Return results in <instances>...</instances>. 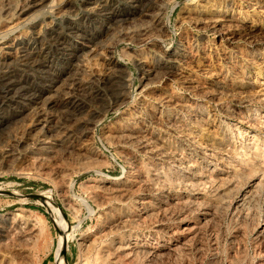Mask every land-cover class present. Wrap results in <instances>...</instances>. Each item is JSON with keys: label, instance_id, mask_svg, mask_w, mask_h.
<instances>
[{"label": "rangeland", "instance_id": "1", "mask_svg": "<svg viewBox=\"0 0 264 264\" xmlns=\"http://www.w3.org/2000/svg\"><path fill=\"white\" fill-rule=\"evenodd\" d=\"M157 1L158 2H156V0H42L41 1L42 4H44L45 2L43 6H41L42 4H39L38 2V5L36 4L35 8L32 9V11H29V14L19 17L17 14V9L19 5H22L23 3H25V0H0V69L2 71L3 70L5 71V72L3 71L4 76L0 77V127H1L0 128V216L11 213L12 211L13 212L24 211L25 214H27L31 219H35L36 221L40 223L39 226H37L39 228V229L37 228V230L41 234L39 235V237H36L33 247L31 246L32 248L31 247L30 249L28 248L27 252L25 253V256L23 257L25 259L23 258L20 259L18 255H15L14 257L17 256L19 259L13 258L12 256V259L14 260L13 261L14 264H24V263L25 264H56L55 253L57 250L58 240L60 239V236L62 234L61 232L63 230L62 229L63 226L65 228L64 237L66 239V248L64 249L62 255L65 260V264H81L82 261L84 262L85 259L83 258H85L87 255V253L83 254L85 250H86L85 252H87V249H85L86 247H84L85 240L87 238H91L92 236H96L98 235V233L102 232L103 228L105 227L104 225L105 224L107 225V223L110 222L111 218H113L110 212H109L110 216L104 213L106 210L99 206L98 204L99 199L97 200L96 198L97 200L96 202L95 198L91 195L92 193L91 190L92 191L95 190L96 185H98L99 182L103 180V178H106V177L107 178H113V177L118 178V177L127 175L128 172L133 173L134 174V175L132 174L133 176L137 174L133 172L134 167L130 166L129 161L127 160V155H129L128 152L130 150H131L130 152L133 153L131 154L129 152L131 155L138 156V157L136 156L135 157L138 159V161H140L139 164L142 163L139 166L140 168L139 167L135 168L137 170L142 169L141 170L142 172L144 171V173H149L151 172L149 170H151L152 168L151 166L153 164V165L160 167L159 170L161 169L160 171L162 173L163 172L169 173V170L170 172L173 170L171 173H174V171L179 172L180 170L179 175H181V173L184 172L188 174L191 180L185 183V184H188L189 186L187 190L179 189L180 192L178 191L177 188L176 189L170 188V189H166L163 191L159 190L157 193V191L150 186H142L147 191L149 190L148 192L144 190L143 188L142 190L141 188L139 189L136 196H141L142 198H145V199L148 198L147 201L152 203L154 207H156L157 205L158 206L160 205L159 206V209L161 208L160 210L166 209L165 211L163 210L160 211V213L156 215V216H159L160 219L159 217H156V216H152V217H153V220L158 219L162 222V227L160 228V230H157L159 231L158 236L159 237L161 236V238L164 239L165 244H168V246L169 245L172 246L174 242L175 244L172 249L173 252L171 251L172 253L171 252H167V254L165 253L164 257L166 256L168 258H164L163 256H159L160 257L159 258L157 256L155 257L156 258L155 259V258H151L148 254H146L145 256L144 255L145 253L143 252V254H139L140 256L136 257L137 259L133 258L132 259L133 262H130V264L131 263L135 264L136 261H138L137 262L138 264H147V263L148 264H151V263L152 264H209L210 262L214 264H235V263L240 264L239 261L241 260H242L241 264H249L250 262H251L250 264H257V263L264 264V231H263L264 230V216L263 217L261 216L264 214L260 213L261 211L264 212V205H263L264 204V197H263L264 196V191H263L264 189L263 188L264 186L263 185L264 183V145H263L264 144V115H263L264 114V95H263L264 94V89H263L264 88L263 86L264 85V80H263L264 79V42H263L264 41V0H218V1L210 0L211 2H213L220 8V10L222 11L224 15V18H223L224 23L221 21V23L219 22L218 24H215L214 26L206 22L202 24L204 22L202 20L198 22V21L191 19V15H192V12L190 11L191 8L198 7L199 3H200L199 5H202L203 4L202 2L205 0H194V1L193 0H161V1L157 0ZM153 2H154V5L152 4ZM160 2H162L163 4L164 8L162 7V10L164 14H161L163 12L160 13L158 10V7L160 6L159 4ZM254 2H255V6H254ZM250 3L254 7L250 6ZM154 7H157V10ZM254 8L257 10L254 11ZM152 10H153L152 14H155V12L156 13L159 12L160 18L162 19L161 20L162 24L165 27L163 32L155 29L154 25H152L151 23H147L144 21V20H148L147 15H150V16L152 15L150 14ZM147 11L148 12L150 11V12L148 13ZM182 14L184 15L186 14V15L184 16ZM256 14L258 15L256 16ZM187 15L190 16V18ZM141 17L142 19L139 20V18ZM184 17L186 18L184 19ZM187 19L189 20V22ZM192 20L196 24H194ZM228 21L229 22L232 21V24L231 22L229 24ZM251 22L253 23L251 24ZM150 24L152 27L150 26ZM220 25L222 26L219 27ZM149 26L151 27V29ZM215 28L216 30H214ZM223 28L228 30L227 36L219 34L221 31L222 32L224 31ZM138 30L143 31L144 33L143 36L140 35V31ZM137 32L139 35L136 34ZM230 32L232 33L229 34ZM244 32L247 35H245ZM255 32L256 34L254 35ZM163 33L165 34L163 35ZM235 35L238 37H236ZM156 37L157 38L159 37L158 38L159 41ZM259 37H260V40L262 39L261 42H259L260 41ZM218 38H219V41H218ZM149 39L151 41H149ZM252 39H255V41L257 42L255 46L249 42ZM224 40H227V41H224ZM182 48H184L185 51ZM236 49L238 50L236 51ZM164 51H175L177 54L180 53L178 55L179 59H177L176 63L173 62L172 60H169V59L167 60V58L164 56V53H163ZM191 53H192V56H191ZM235 53H237L238 55ZM252 53H253V56H252ZM19 55L20 57L21 56L22 57L20 58ZM142 55L144 56L145 59H147V63H149L148 65L151 64L155 67L157 66L156 68L159 70L156 71V73H158L159 71L161 72L162 70L165 71L166 68L167 70L165 72L162 71L163 73L159 72L160 74L155 73L157 75V76L155 75L156 77L154 76L156 79L154 78L152 81L151 78H149L150 79L149 81V79L146 77H152V76H148V73H146L147 72L146 68L144 67L145 70L141 68L142 67L141 63L138 60L139 57H142ZM184 55H186L187 57ZM237 56L239 57L241 56L240 59L239 57L237 58ZM251 57L254 59L253 61ZM259 57H262V58H259ZM181 62H184V64ZM238 62L240 63V65L242 64L241 67ZM2 63H4L3 66H1ZM230 70H231V73H230ZM238 70L239 72L241 71L243 75L239 72L237 73ZM220 71L221 72L223 71L224 74L221 73ZM237 74H239L240 76H237ZM229 75L232 80L230 79ZM236 76L238 78H235ZM180 77L182 78L180 79ZM187 77H190V78H187ZM222 77L224 80H222ZM240 78H243V79L240 80ZM144 80H146L147 84L144 83ZM176 80L177 82H175ZM209 81H211L210 84H209ZM151 82L154 84H151ZM120 83L121 84L123 83V85H121ZM257 83L259 86L257 85ZM57 84L59 87L57 86ZM187 84L190 87L194 86L192 87V90ZM203 84H206V85H203ZM228 84L229 85L231 84L230 87ZM209 86L214 88V89L210 88L212 92L210 91ZM216 86L222 87V88L228 87V89L230 91H233L234 93L229 92L231 95L233 93L232 96L228 93L227 94L224 93L226 96L224 94L218 95L217 92H214L215 88H218ZM201 88L204 89L205 94ZM230 88H233V89L231 90ZM245 89H247L248 91ZM9 90H12V91L9 92ZM114 90H117L118 92L117 91L115 92ZM239 90L241 91V94ZM153 91H155L156 93ZM193 91L194 92L196 91L198 94L196 92L194 93ZM261 91L263 92L261 93ZM212 94L214 98L218 95L217 99L216 98L214 99L212 97ZM125 95H129L127 96V101L124 103H121V100L119 99L121 98V96H125ZM166 95H170V96L173 95L172 97L173 98L176 97V100L177 99L180 101L183 100V102L186 101L184 103L186 104L188 108H190L188 109V112L184 110L180 112L177 111L178 112L177 113L176 112L177 108L174 106H169L168 108H166L163 102ZM158 96H160V99L158 98ZM258 96L260 98H258ZM114 99L116 100L114 101ZM247 101H249V103ZM215 102H218V103H215ZM220 103L224 106H222ZM206 104H208L209 106ZM245 104H246V107H245ZM141 107L144 109L145 112L143 111ZM224 107H225V110H223ZM232 107L234 108V111L236 110V112L232 111L233 110ZM154 109L156 110V112ZM253 109L254 110L256 109L257 111L256 110L254 111ZM148 110H151V111H148ZM139 112L140 114L138 116V114L136 113H139ZM210 112H212V116ZM241 113L242 114L244 113V119L246 118L247 120L249 119L250 120L249 121L244 120ZM166 114H168L169 117L174 116L178 122L177 124H171V126L168 125L167 129H165L162 124L159 126V124H157L154 121V118H157L158 116H159L158 118L161 121L165 120L164 116ZM254 115H257L259 117L254 116ZM126 117L129 119H126ZM237 117H239L240 121L239 119H235ZM178 118L180 119V121H178L179 120ZM195 120L196 121L199 120L198 122L199 124ZM207 120H209V123ZM152 121H154L155 123ZM193 122L194 124H192ZM225 123L226 124L228 123L227 126ZM180 124L184 125V129H183V125L181 126ZM86 125L91 126L88 133H86V128H85ZM230 125L233 126V128L235 127L234 128L235 130L231 128ZM143 126L147 129L151 127L149 131L152 132V134L154 135L157 134L159 136L162 135L165 139L167 137V140H170L169 135L170 137L172 136L170 140L171 142L170 141L168 142L171 143L173 148L179 149L181 151L180 153L182 154L179 155L180 156L179 158L182 159V157L184 156H189L188 157L189 162H190L189 165H191L192 167L194 166V167L192 168L190 166L188 168L189 170L191 169L190 171H188L187 167H184V166L182 168L179 167V169H177L173 165V163H171L170 161H165L163 159L157 160L155 158H149L142 150L140 151L139 147L137 148L135 147V145H128L122 142L126 138L125 137L126 133L129 130L139 131V129H141V127ZM204 126H206V128L209 129V131H207V129ZM132 127L134 128L136 127L137 129L135 128L134 130V128ZM227 127L229 128L227 129ZM126 128L128 131L126 130ZM236 129H237V132H236ZM239 130L240 132H238ZM233 131L235 132V134ZM106 132L108 133L104 134ZM120 132L121 134H123V138ZM158 132L160 134H158ZM175 132H177V134ZM187 132H190L191 134L193 133L192 134L193 136H195L194 134L196 133L195 137L198 138V141L199 140L201 141V139L203 138L201 142L199 141L200 143H202L203 146L207 142L206 146H204L203 148L202 153L205 152L204 154L202 153L200 154L199 152H195V151L190 152L191 150H189L186 147V145H184V142H183L184 138H188L190 136V133L188 135ZM207 132L209 133L207 134ZM248 132L251 134H249ZM109 133L110 134L112 133L113 137H112V134L108 135ZM185 133L188 137L185 135ZM228 133H231V134L228 135ZM238 133L240 135H238ZM255 134L257 137L253 136ZM107 135L111 137L108 138ZM175 135H177L178 137ZM213 135L214 136L216 135V137L214 138ZM234 135L235 137L238 136L239 138L237 137L238 138L237 139L233 137ZM117 137L118 138L121 137L122 140H120L121 138L117 139ZM66 138L67 139L69 138V142H68L69 144L74 143L73 144L74 147L79 146L77 144L79 141L81 143L84 142L83 144H86L89 140L88 142L89 145L91 146L93 145L92 147H94V149L97 151L98 154L96 153L97 155H95V157L93 156L88 157L86 154L81 155L82 152H80L79 150H76L77 148H74V147L72 151L71 150L64 151L62 148V145L64 141H68V140H65ZM223 138L225 140H223ZM114 139L117 141H114ZM217 139L218 140L221 139L222 142L221 140L217 141ZM260 139L263 141H261ZM175 140H177L178 142ZM118 141H120L121 144ZM80 142L79 144L83 145ZM117 142L119 144H117ZM227 142L229 143V146ZM246 142L247 144H249V146L246 144ZM172 143H174L175 145ZM182 144L184 145V148ZM181 145H182V148H181ZM231 145H234V146H231ZM130 147L133 148L134 150H132ZM245 147H247L248 149ZM180 148L183 150H181ZM224 148H227L228 150L227 149L223 150ZM253 148L256 150H253ZM215 149L220 150L219 151L220 153L216 151ZM73 150H76V151L73 152ZM125 150L126 152H124ZM139 151L142 152L144 156L142 155V153H139ZM185 151L188 153H186ZM232 151L234 153H232ZM235 152H237L238 154ZM239 152L240 154L244 153V155L241 156ZM207 153L212 154V155H208ZM214 154H216L215 158H214ZM85 155L87 156L86 160H85V157H86ZM253 155L256 156L257 158L253 157ZM218 157H219V160H218ZM143 158L145 159V163H144ZM255 158L257 159V161ZM139 159H142V160H139ZM147 159H149V161ZM193 159L194 160L196 159V160L194 161ZM150 160H153V161H150ZM249 160H251L252 162ZM230 161L232 162V164ZM148 162H151V164ZM210 164L212 165L214 164L212 168L211 166H209ZM257 165L259 166L256 167L255 169V166ZM230 166H232V168ZM260 166L263 169H260ZM143 167L144 168L147 167V168L144 169ZM195 167L197 168L194 169ZM244 167L246 170L244 169ZM62 168L65 169L64 173L66 172V176L70 178L69 182H71V187L69 190L64 189L65 186H63L62 182H60L62 180V177L59 171L62 173L63 172ZM185 168L187 169V172L185 171L186 170ZM218 168L220 170H218ZM232 170L234 171V173ZM192 171L194 172V174ZM204 171L206 172L208 171V172L204 173ZM197 173H198V176H197ZM208 173L211 175H209ZM255 173H257L258 175H256ZM204 174L206 175V177ZM207 175L209 177H207ZM254 176L255 177L257 176V177L255 178ZM201 177L202 179L199 180V178ZM247 180L249 182H247ZM231 181H232V184H231ZM241 181H243V183ZM255 183H258L257 184L258 188L256 187ZM229 184L233 186L231 187V185ZM90 185H93V186H90ZM194 185L197 186V189ZM228 185L230 187H228ZM201 186L205 188H202ZM148 187L152 188L153 190L149 189ZM227 188L229 189L227 190ZM234 189L236 192L234 191ZM256 189H258L257 191H260V192L255 193ZM188 190L191 191L190 194L188 193ZM229 192L231 196L229 195ZM244 192L246 194H244ZM183 193L186 194V199H188V197L190 198L191 196L192 197L194 196L195 198L197 197L195 200V206H193L192 208L193 210L191 209L190 206H187L189 205L187 202L183 201L182 203L184 204L182 205V203L181 204L177 203V200L174 199L175 197H178L181 194L183 195ZM216 193L219 195L221 194V196L217 195ZM224 193H225V196H224ZM237 194L239 197L241 195L243 196L239 198ZM26 195H35L37 197L36 198L28 197ZM210 195H211V198H210ZM206 198H208L209 200ZM133 200L131 198V201ZM224 200H228V201H224ZM197 201L199 203H197ZM203 201L206 203L208 202L210 206L214 204L213 206H211L212 207L211 217H206L205 221L199 219V215L203 212L202 211L204 207V205L202 204ZM216 201H218L217 204H216ZM234 201H236V203ZM256 201L258 202V204L256 203ZM110 202L111 203H109V205L113 206L114 202L113 201H110ZM254 203L255 205H257L256 207H254L255 206L253 205ZM237 205H240V206H237ZM251 205H253L252 207H254L255 209L251 208ZM260 205L263 210L261 209ZM196 206H197L196 208L197 210L194 209V207ZM170 207H172L171 208L172 210L170 209ZM173 207L175 208L178 207V208L175 209ZM215 207H217L218 209ZM248 207L250 210L247 209ZM180 208L182 211L180 210ZM198 208L200 209L198 210ZM223 208L224 210H222ZM131 209L132 207L130 206V210ZM178 209H179V212H178ZM168 210H170L172 213L170 211L168 212ZM218 210L219 212H217ZM114 211L112 212V214H114ZM224 211L225 212L230 211V212L225 213ZM255 211H257L258 213ZM243 213H245V215ZM159 214L160 215L163 214V216H160ZM167 214H169L168 216H171V217H168ZM232 214H236V215L239 214V215L232 216ZM174 216H176L177 219ZM185 216H187V218ZM215 216H218V217H215ZM243 216H245L246 218ZM167 217L169 219H167ZM188 218H190L189 222H187ZM162 219H165L164 220L165 223ZM195 220L198 224L195 222ZM209 221H210V224H209ZM100 223L101 224L104 223L102 224L104 227L101 226ZM191 224H192V227H191ZM203 225L206 227H203ZM143 227L145 226H142V225L135 226V228L133 227L130 230L127 229L126 231H124L126 234L124 232H120L122 233L121 235L119 232H116L114 230L112 233V230H111V233L110 232L107 233L103 239L105 242L107 241L106 243H109L108 240L110 241L117 237L119 238V236L126 237L130 235L131 238L135 237L141 241L143 240L146 241L148 240V238H151L153 236L154 231L150 228H146V227L143 228ZM182 228H185V229L187 228V229L185 230ZM194 229H196L198 232ZM198 229L200 230V232ZM202 229H203V232H202ZM259 229H261L262 232ZM166 233L168 234L166 235ZM187 236L190 237L189 238L191 239L190 241H188ZM140 238H144V239H140ZM193 238L196 241L194 240L192 241ZM184 239H187V240L184 241ZM179 241H182V243H180ZM183 241H184V245H183ZM177 244H182V246L178 245L180 249H178L179 247L177 246ZM185 244L189 246L186 247ZM175 247H178V248H175ZM175 249L178 250L177 252L179 254H176L177 252ZM185 249L186 250L189 249V251L188 250L186 251ZM179 250H183V251L179 252ZM174 254L175 256H173ZM144 256L145 258H143ZM146 257L147 258L149 257V260H146L147 259ZM161 257L163 258L161 259ZM15 261H19V262L17 263ZM86 264H92V263L87 262Z\"/></svg>", "mask_w": 264, "mask_h": 264}, {"label": "bare ground", "instance_id": "2", "mask_svg": "<svg viewBox=\"0 0 264 264\" xmlns=\"http://www.w3.org/2000/svg\"><path fill=\"white\" fill-rule=\"evenodd\" d=\"M42 0H25V3H20V4H22V5H19V7H18V9H17V14H18V16L20 17V16H23V15H27V14H29V11H32V9H34L35 8V6H36V4L38 5V2H39V4H42V2H41ZM161 1V0H160ZM194 1V0H193ZM218 1V0H217ZM15 2V1H14ZM156 2H158L157 0H156ZM52 3V2H51ZM203 4L202 5H199L198 4V7H192L191 8V12H192V15H191V19H193V20H195V21H198V22H200V20H202V21H204L202 24H204L205 22L206 23H208V24H211V25H215V24H218L219 22L221 23V21L223 22L224 20H223V18H224V15H223V13H222V11L220 10V8L216 5V4H214L213 2H211L210 0H205V1H203L202 2ZM215 3H217V2H215ZM219 3V2H218ZM44 4H45V2H44ZM44 4H42L41 6H43ZM50 4V3H49ZM153 5H154V2L152 3ZM160 4V6L158 7V10H159V12L161 13V12H163V10H162V7H163V4H162V2H160L159 3ZM9 5V4H8ZM12 5V4H11ZM156 5V4H155ZM190 5V4H189ZM18 6V5H17ZM188 6V5H187ZM187 6H186V8H187ZM224 6V5H223ZM250 6H252L251 5V3H250ZM254 6H255V2H254ZM254 6H252V7H254ZM38 7H40V6H38ZM157 7H154V8H156V10H157ZM37 8V7H36ZM164 8V7H163ZM166 8V7H165ZM189 8V7H188ZM257 8V7H256ZM3 9V8H2ZM11 9V8H10ZM151 9V8H150ZM224 9V8H223ZM253 9V8H252ZM258 9V8H257ZM257 9H255L254 8V11L255 10H257ZM145 10V9H144ZM162 10V11H161ZM6 11V10H5ZM155 11V10H154ZM185 11V10H184ZM189 11V10H188ZM260 11V10H259ZM2 12V11H1ZM148 12V11H147ZM150 12V11H149ZM148 12V13H149ZM159 12L158 13H156L155 12V14H152L153 13V10H152V12H150V14H152L151 16L150 15H147V19L148 20H144L145 22H147V23H151L152 25H154V27H155V29H157L158 31H161V32H163L164 31V26H163V24H162V19L160 18V14H159ZM9 13V12H8ZM139 13V12H138ZM143 13V12H142ZM144 13H146V12H144ZM184 13V12H183ZM187 13V12H186ZM161 14H164V12L163 13H161ZM141 15V14H140ZM143 15V14H142ZM182 15H184V14H182ZM186 15V14H185ZM184 15V16H185ZM190 15V14H189ZM253 15V14H252ZM258 14H256V16H257ZM137 16V15H136ZM163 16V15H162ZM188 16V15H187ZM232 16V15H231ZM2 17V16H1ZM189 18H190V16H188ZM125 18V17H124ZM182 18H183V16H182ZM186 17H184V19H185ZM136 19V18H135ZM140 19H142V17L141 18H139V20ZM144 19V18H143ZM183 19V20H184ZM190 19V20H191ZM225 19H227V18H225ZM235 19H237V18H235ZM254 19V18H253ZM114 20V19H113ZM138 20V21H139ZM188 20V19H187ZM186 20V21H187ZM192 20V21H193ZM233 20V19H232ZM143 21V20H142ZM239 21V20H238ZM237 21V22H238ZM241 21V20H240ZM255 21V20H254ZM188 22H189V20H188ZM191 22V21H190ZM226 22V21H225ZM229 22V21H228ZM231 22V24H232V21H230ZM230 22H229V24H230ZM129 23V22H128ZM146 23V24H147ZM193 23H194V21H193ZM224 23V22H223ZM235 23H236V21H235ZM253 22H251V24H252ZM151 24H150V26H151ZM194 24H196V23H194ZM239 24V23H238ZM128 25V24H127ZM140 25V24H139ZM223 25V24H222ZM222 25H220L219 27H221ZM234 25V24H233ZM237 25V24H236ZM115 26V25H114ZM117 26V25H116ZM147 26V25H146ZM149 26V27H150ZM225 26V25H224ZM230 26V25H229ZM232 26V25H231ZM242 26V25H241ZM249 26V25H248ZM254 26V25H253ZM252 26V27H253ZM100 27V26H99ZM148 27V26H147ZM147 27H146V29H147ZM152 27V26H151ZM151 27H150V29H151ZM210 27V26H209ZM235 27V26H234ZM243 27V26H242ZM218 28V27H217ZM226 28V27H225ZM225 28H223L224 29V31L222 32H220L219 34L220 35H224V36H227V34H228V30L227 29H225ZM228 28V27H227ZM236 28V27H235ZM248 28V27H247ZM140 29H141V27H140ZM219 29V28H218ZM239 29V28H238ZM244 29V28H243ZM143 30V29H142ZM212 30H213V28H212ZM214 30H216V28L214 29ZM240 30V29H239ZM248 30V29H247ZM250 30V29H249ZM112 31V30H111ZM124 31V30H123ZM134 31V30H133ZM132 31V32H133ZM138 31H140V30H138ZM147 31V30H146ZM231 31V30H230ZM254 31V30H253ZM256 31H258V30H256ZM136 32V31H135ZM216 32H218V31H216ZM235 32V31H234ZM124 33V32H123ZM147 33V32H146ZM145 33V34H146ZM232 32H230L229 34H231ZM249 33H250V31H249ZM136 34H138V32L136 33ZM143 31H140V35H142L143 36ZM165 33H163V35H164ZM237 34H238V32H237ZM241 34V33H240ZM244 34H245V32H244ZM253 34V33H252ZM256 34V32L254 33V35ZM123 35V34H122ZM139 35V34H138ZM162 35V34H161ZM242 35V34H241ZM245 35H247V34H245ZM250 35H251V33H250ZM259 35H260V33H259ZM263 35V34H262ZM146 36V35H145ZM217 36V35H216ZM219 36V35H218ZM224 36H223V38H224ZM236 36V35H235ZM240 36V35H239ZM257 36V35H256ZM117 37V36H116ZM131 37V36H130ZM230 37V36H229ZM236 37H238V36H236ZM248 37V36H247ZM253 37V36H252ZM251 37V38H252ZM120 38V37H119ZM134 38V37H133ZM157 38V37H156ZM159 38V37H158ZM157 38V39H158ZM220 38V37H219ZM219 38H218V41H219ZM222 38V37H221ZM225 38H227V37H225ZM232 38V37H231ZM235 38V37H234ZM254 38V37H253ZM256 38H258V37H256ZM255 38V39H256ZM147 39V38H146ZM145 39V40H146ZM154 39V38H153ZM255 39H252V40H250L249 42L251 43V44H253L254 46H255V44H257V42L255 41ZM228 40V39H227ZM227 40H224V41H227ZM230 40V39H229ZM249 40V39H248ZM259 40H260V37H259ZM262 40V39H261ZM261 40L259 41V42H261ZM149 41H151L150 39H149ZM154 41V40H153ZM158 41H159V39H158ZM245 41V40H244ZM234 42V41H233ZM233 42H231V43H233ZM264 42V41H263ZM79 43V42H78ZM150 43V42H149ZM153 43V42H152ZM159 44V43H158ZM223 44V43H222ZM226 44H227V42H226ZM230 44V43H229ZM150 45V44H149ZM156 45V44H155ZM181 45V44H180ZM225 45V44H224ZM157 46V45H156ZM158 47V46H157ZM152 48H153V46H152ZM155 48V47H154ZM162 48V47H161ZM181 48V47H180ZM244 48V47H243ZM259 48V47H258ZM147 49V48H146ZM182 49H184V48H182ZM235 49V48H234ZM239 49V48H238ZM238 49H236V51L238 50ZM246 49V48H245ZM249 49V48H248ZM260 49V48H259ZM151 50V49H150ZM171 50H172V48H171ZM188 50V49H187ZM243 50V49H242ZM184 51H185V49H184ZM227 51V50H226ZM225 51V52H226ZM229 51V50H228ZM233 51V50H232ZM235 51V52H236ZM181 52V51H180ZM224 52V53H225ZM256 52H258V51H256ZM255 52V53H256ZM161 53V52H160ZM164 53V56L167 58V60L169 59V60H172L173 62H175L176 63V61H177V59H179L178 58V55L180 54L179 52V54H177L175 51H164L163 52ZM183 53V52H182ZM185 54V53H184ZM187 54H189V53H187ZM235 54H237V53H235ZM244 54V53H243ZM26 55V54H25ZM77 55V54H76ZM225 55V54H224ZM238 55V54H237ZM250 55V54H249ZM148 56V55H147ZM184 56H186V55H184ZM191 56H192V53H191ZM252 56H253V53H252ZM260 56H261V54H260ZM19 57H20V55H19ZM22 57V56H21ZM20 57V58H21ZM78 57V56H77ZM154 57V56H153ZM181 57V56H180ZM187 57V56H186ZM222 57V56H221ZM231 57V56H230ZM236 57V56H235ZM239 56H237V58H238ZM241 57V56H240ZM240 57H239V59H240ZM147 58V57H146ZM151 58V57H150ZM162 58V57H161ZM243 58V57H242ZM245 58H246V56H245ZM247 58H248V56H247ZM252 58V57H251ZM258 58V57H257ZM259 58H262V57H259ZM157 59V58H156ZM155 59V60H156ZM165 59V58H164ZM193 59V58H192ZM233 59V58H232ZM16 60V59H15ZM139 62L141 63V68H143L144 69V67L146 68V73H148V76H152V77H146V78H151V80L153 81V79L157 76L156 74H160L159 72L158 73H156V71H158L159 69H157L155 66H153V65H148L149 63H147V59H145L144 58V56L142 55V57H139ZM151 60V59H150ZM159 60V59H158ZM162 60V59H161ZM226 60V59H225ZM246 60V59H245ZM254 59L252 58V61H253ZM259 60V59H258ZM29 61V60H28ZM137 61V60H136ZM152 61V60H151ZM154 61V60H153ZM181 61V60H180ZM184 61V60H183ZM235 61V60H234ZM249 61H251V60H249ZM263 61V60H262ZM10 62V61H9ZM186 62V61H185ZM188 62V61H187ZM190 62V61H189ZM230 62V61H229ZM236 62V61H235ZM256 62V61H255ZM255 62H253V63H255ZM258 62V61H257ZM8 63V62H7ZM6 63V64H7ZM155 63H156V61H155ZM181 63H183L184 64V62H181ZM239 63V62H238ZM245 63H246V61H245ZM248 63V62H247ZM252 63V62H251ZM3 64L4 63H2V65L1 66H3ZM179 64V63H178ZM158 65V64H157ZM165 65V64H164ZM175 65V64H174ZM239 65H240V63H239ZM238 65V66H239ZM242 65V64H241ZM241 65H240V67H241ZM245 65V64H244ZM258 65V64H257ZM5 66H7V65H5ZM4 66V67H5ZM169 66V65H168ZM231 66V65H230ZM164 67V66H163ZM167 67V66H166ZM10 68V67H9ZM159 68V67H158ZM161 68V67H160ZM238 68V67H237ZM6 69V68H5ZM142 69V70H143ZM181 69V68H180ZM145 70V69H144ZM166 70H167V68H166ZM165 70V71H166ZM176 70V69H175ZM179 70V69H178ZM226 70V69H225ZM228 70V69H227ZM242 70V69H241ZM4 71V70H3ZM3 71L0 69V77H3L4 75H3ZM8 71V70H7ZM165 71H163V72H165ZM183 71V70H182ZM229 71V70H228ZM227 71V72H228ZM5 72V71H4ZM116 72V71H115ZM123 72V71H122ZM143 72V71H142ZM162 72V73H163ZM168 72V71H167ZM172 72V71H171ZM170 72V73H171ZM179 72V71H178ZM221 72V71H220ZM239 72V70L237 71V73ZM243 72V71H242ZM144 73V72H143ZM156 73V74H155ZM169 73V74H170ZM175 73V72H174ZM180 73V72H179ZM221 73H223V71L221 72ZM226 73V72H225ZM230 73H231V70H230ZM234 73H235V71H234ZM239 73H241V71L239 72ZM122 74V73H121ZM167 74V73H166ZM165 74V75H166ZM216 74V73H215ZM224 74V73H223ZM242 74V73H241ZM123 75V74H122ZM156 75V76H155ZM175 75V74H174ZM179 75V74H178ZM231 75V74H230ZM230 75H229V77H230ZM243 75V74H242ZM155 76V77H154ZM159 76V75H158ZM162 76V75H161ZM168 76V75H167ZM181 76V75H180ZM237 76H240L239 74H237ZM235 77V78H238V77ZM160 77V76H159ZM158 77V78H159ZM228 77V78H229ZM169 78H170V76H169ZM182 77H180V79H181ZM187 78H190V77H187ZM193 78V77H192ZM191 78V79H192ZM200 78V77H199ZM216 78V77H215ZM219 78H221V77H219ZM117 79V78H116ZM115 79V80H116ZM122 79V78H121ZM156 79V78H155ZM178 79V78H177ZM184 79V78H183ZM210 79V78H209ZM213 79V78H212ZM230 79H231V77H230ZM230 79H229V81H230ZM241 79H243V78H240V80ZM262 79H263V77H262ZM128 80V79H127ZM163 80V79H162ZM185 80V79H184ZM193 80V79H192ZM196 80H197V78H196ZM204 80V79H203ZM222 80H224L223 79V77H222ZM221 80V81H222ZM232 80V79H231ZM239 80V81H240ZM264 80V79H263ZM107 81V80H106ZM121 81V80H120ZM148 81V80H147ZM149 81H150V79H149ZM155 81V80H154ZM171 81V80H170ZM182 81V80H181ZM186 81V80H185ZM194 81V80H193ZM206 81V80H205ZM215 81V80H214ZM219 81V80H218ZM228 81V82H229ZM82 82V81H81ZM166 82V81H165ZM175 82H177V80L175 81ZM190 82V81H189ZM195 82H197V81H195ZM208 82V81H207ZM210 82L211 81H209V84H210ZM227 82V81H226ZM233 82H234V80H233ZM246 82V81H245ZM247 82H248V80H247ZM101 83V82H100ZM124 83V82H123ZM123 83L121 84V85H123ZM144 83H146V80H144ZM188 83V82H187ZM214 83V82H213ZM147 84V83H146ZM151 84H154V83H152L151 82ZM181 84V83H180ZM221 84V83H220ZM226 84V83H225ZM247 84V83H246ZM249 84V83H248ZM86 85V84H85ZM188 85V84H187ZM186 85V86H187ZM192 85H194V84H192ZM191 85V86H192ZM199 85V84H198ZM202 85V84H201ZM201 85H200V87H201ZM203 85H206V84H203ZM227 85V84H226ZM229 85V84H228ZM231 85V84H230ZM230 85H229V87H230ZM237 85V84H236ZM244 85V84H243ZM257 85H258V83H257ZM57 86H58V84H57ZM162 86V85H161ZM183 86V85H182ZM189 86V85H188ZM208 86V85H207ZM214 86V85H213ZM219 86V85H218ZM218 86H216V87H218ZM239 86V85H238ZM248 86V85H247ZM259 86V85H258ZM264 86V85H263ZM59 87V86H58ZM73 87V86H72ZM107 87V86H106ZM105 87V88H106ZM165 87V86H164ZM169 87V86H168ZM168 87H167V89H168ZM171 87V86H170ZM185 87V86H184ZM190 87V86H189ZM192 87H194V86H192ZM192 87H190V89L192 90ZM203 87V86H202ZM234 87H235V85H234ZM85 88V87H84ZM196 88H197V86H196ZM210 88H212V87H210L209 86V89ZM258 88V87H257ZM58 89V88H57ZM94 89V88H93ZM96 89V88H95ZM109 89V88H108ZM150 89V88H149ZM166 89V88H165ZM202 90H203V92H204V89L203 88H201ZM206 89V88H205ZM212 89H214V88H212ZM231 90L233 89V88H230ZM262 89V88H261ZM264 89V88H263ZM171 90V89H170ZM178 90V89H177ZM187 90V89H186ZM186 90H185V92H186ZM188 90H189V88H188ZM190 90V91H191ZM236 90V89H235ZM243 90V89H242ZM245 90H247V89H245ZM258 90V89H257ZM10 91H12V90H9V92ZM84 91V90H83ZM97 91V90H96ZM115 92L117 91V90H114ZM144 91V90H143ZM159 91V90H158ZM207 91H208V89H207ZM210 91H211V89H210ZM214 91V90H213ZM240 91V90H239ZM248 91V90H247ZM8 92V91H7ZM78 92V91H77ZM118 92V91H117ZM153 92H155V91H153ZM161 92V91H160ZM165 92V91H164ZM170 92V91H169ZM171 92H173V91H171ZM194 92V91H193ZM196 92V91H195ZM194 92V93H195ZM212 92V91H211ZM214 92H217L218 93V95L220 94V95H223L224 93H228V94H230L229 92H233V91H230L229 89H228V87H226V88H222V87H218V88H215V91ZM237 92V91H236ZM246 92V91H245ZM254 92V91H253ZM258 92V91H257ZM263 91H261V93H262ZM93 93V92H92ZM100 93V92H99ZM123 93V92H122ZM150 93V92H149ZM152 93V92H151ZM156 93V92H155ZM159 93V92H158ZM197 93V92H196ZM234 93V92H233ZM233 93H232V95H233ZM243 93V92H242ZM255 93V92H254ZM7 94V93H6ZM72 94V93H71ZM87 94V93H86ZM108 94V93H107ZM126 94V93H125ZM154 94V93H153ZM172 94V93H171ZM176 94V93H175ZM187 94V93H186ZM191 94V93H190ZM198 94V93H197ZM204 94H205V92H204ZM214 94V93H213ZM213 94H212V97L214 98V96H213ZM238 94V93H237ZM236 94V95H237ZM240 94H241V91H240ZM240 94H239V96H240ZM260 94V93H259ZM95 95V94H94ZM99 95V94H98ZM155 95V94H154ZM200 95V94H199ZM217 95V96H218ZM225 95V94H224ZM231 95V94H230ZM229 95V96H230ZM231 95V96H232ZM264 95V94H263ZM100 96V95H99ZM127 96H129V95H125V96H121V98L119 99V100H121V103H124V102H126L127 101ZM133 96V95H132ZM142 96V95H141ZM152 96V95H151ZM163 96H164V94H163ZM173 96V95H172ZM172 96H170V95H166L165 96V98H164V104H165V106H166V108H168L169 106H174V107H176L177 108V110H176V112L178 111V112H180V111H187L188 112V109H190V108H188L187 106H186V104L184 103V102H186V101H184L183 102V100L182 101H180V100H176V97H175V95H174V97L175 98H173ZM177 96V95H176ZM188 96V95H187ZM198 96V95H197ZM217 96L215 97L216 99H217ZM226 96V95H225ZM246 96V95H245ZM251 96V95H250ZM4 97V96H3ZM111 97V96H110ZM118 97V96H117ZM148 97V96H147ZM184 97V96H183ZM183 97H182V99H183ZM203 97V96H202ZM207 97V96H206ZM211 97V96H210ZM254 97V96H253ZM252 97V98H253ZM93 98V97H92ZM158 98L160 99V96H158ZM188 98V97H187ZM214 98V99H215ZM240 98V97H239ZM248 98V97H247ZM251 98V99H252ZM256 98H257V96H256ZM258 98H260L259 96H258ZM263 98V97H262ZM87 99V98H86ZM94 99V98H93ZM97 99V98H96ZM118 99V98H117ZM129 99V98H128ZM158 99V100H159ZM163 99V98H162ZM186 99V98H185ZM191 99V98H190ZM212 99V98H211ZM244 99V98H243ZM250 99V98H249ZM72 100V99H71ZM112 100V99H111ZM116 99H114V101H115ZM208 100H210V99H208ZM219 100V99H218ZM237 100V99H236ZM258 100H260V99H258ZM96 101V100H95ZM190 101V100H189ZM216 101V100H215ZM262 101V100H261ZM113 102V101H112ZM204 102V101H203ZM214 102V101H213ZM212 102V103H213ZM219 102V101H218ZM218 102H215V103H218ZM230 102V101H229ZM243 102V101H242ZM248 103H249V101H247ZM259 102V101H258ZM76 103V102H75ZM79 103V102H78ZM115 103V102H114ZM113 103V104H114ZM119 103H120V101H119ZM118 103V104H119ZM158 103V102H157ZM156 103V104H157ZM162 103V102H161ZM188 103V102H187ZM208 103V102H207ZM231 103V102H230ZM237 103V102H236ZM239 103V102H238ZM241 103V102H240ZM255 103H256V101H255ZM3 104V103H2ZM117 104V103H116ZM136 104V103H135ZM199 104V103H198ZM205 104V103H204ZM221 104V103H220ZM224 104V103H223ZM121 105V104H120ZM140 105H141V103H140ZM149 105V104H148ZM191 105H193V104H191ZM200 105V104H199ZM203 105V104H202ZM206 105H208V104H206ZM214 105V104H213ZM222 105V104H221ZM226 105H228V104H226ZM225 105V106H226ZM243 105V104H242ZM259 105H260V103H259ZM150 106V105H149ZM188 106H189V104H188ZM209 106V105H208ZM222 106H224V105H222ZM241 106V105H240ZM253 106V105H252ZM71 107V106H70ZM82 107V106H81ZM113 107V106H112ZM139 107V106H138ZM145 107V106H144ZM155 107H156V105H155ZM193 107V106H192ZM200 107V106H199ZM245 107H246V104H245ZM249 107V106H248ZM257 107V106H256ZM261 107V106H260ZM72 108V107H71ZM115 108V107H114ZM135 108V107H134ZM142 108V107H141ZM149 108V107H148ZM158 108V107H157ZM162 108H163V106H162ZM171 108V107H170ZM202 108V107H201ZM216 108V107H215ZM233 108V107H232ZM143 109V108H142ZM156 109V108H155ZM154 109V110H155ZM159 109V108H158ZM192 109V108H191ZM217 109V108H216ZM223 109V108H222ZM226 109H228V108H226ZM229 109H230V107H229ZM249 109V108H248ZM259 109V108H258ZM76 110V109H75ZM128 110V109H127ZM133 110H135V109H133ZM139 110V109H138ZM161 110V109H160ZM198 110V109H197ZM199 110H201V109H199ZM204 110H205V108H204ZM208 110V109H207ZM223 110H225V107H224V109ZM240 110H242V109H240ZM250 110V109H249ZM252 110V109H251ZM254 110V109H253ZM256 110V109H255ZM254 110V111H255ZM27 111V110H26ZM71 111V110H70ZM103 111V110H102ZM120 111H121V109H120ZM141 111V110H140ZM143 111H144V109H143ZM148 111H151V110H148ZM170 111V110H169ZM173 111V110H172ZM175 111V110H174ZM196 111V110H195ZM203 111V110H202ZM221 111V110H220ZM227 111V110H226ZM232 111H234V108H233V110ZM257 111V110H256ZM73 112V111H72ZM71 112V113H72ZM104 112V111H103ZM128 112V111H127ZM131 112V111H130ZM137 112V111H136ZM145 112V111H144ZM155 112H156V110H155ZM158 112H159V110H158ZM165 112V111H164ZM167 112V111H166ZM177 112V113H178ZM186 112V113H187ZM197 112V111H196ZM207 112V111H206ZM223 112V111H222ZM228 112V111H227ZM226 112V113H227ZM231 112V111H230ZM234 112H236V110L234 111ZM237 112H238V110H237ZM240 112V111H239ZM248 112V111H247ZM82 113V112H81ZM129 113V112H128ZM134 113H135V111H134ZM150 113V112H149ZM163 113V112H162ZM191 113V112H190ZM200 113H202V112H200ZM211 113V116H212V112H210ZM229 113V112H228ZM227 113V114H228ZM232 113V112H231ZM253 113V112H252ZM256 113V112H255ZM258 113V112H257ZM263 113V112H262ZM98 114V113H97ZM132 114V113H131ZM136 114H138V116H139V114H140V112L139 113H136ZM165 114V113H164ZM172 114V113H171ZM185 114V113H184ZM220 114H222V113H220ZM240 114V113H239ZM242 114V113H241ZM260 114V113H259ZM79 115V114H78ZM104 115V114H103ZM102 115V116H103ZM158 115V114H157ZM174 115H176V114H174ZM186 115V114H185ZM193 115V114H192ZM197 115V114H196ZM247 115V114H246ZM264 115V114H263ZM99 116V115H98ZM126 116V115H125ZM128 116V115H127ZM132 116V115H131ZM130 116V117H131ZM154 116V115H153ZM191 116V115H190ZM242 116H243V119H244V113L242 114ZM241 116V117H242ZM252 116V115H251ZM254 116H257V115H254ZM84 117V116H83ZM94 117V116H93ZM141 117V116H140ZM143 117V116H142ZM150 117H151V115H150ZM159 117V116H158ZM154 118V121L157 123V124H159V126L162 124L163 125V127L165 128V129H167L168 127V125H170L171 126V124H177L178 122H177V120H176V118L173 116V117H169V115L168 114H166L165 116H164V119L165 120H163V121H161L159 118ZM161 117H162V115H161ZM179 117V116H178ZM183 117V116H182ZM195 117V116H194ZM204 117V116H203ZM220 117V116H219ZM222 117V116H221ZM235 117V116H234ZM233 117V118H234ZM247 117V116H246ZM257 117H259V116H257ZM132 118V117H131ZM147 118H149V117H147ZM180 118V117H179ZM178 118V119H179ZM193 118V117H192ZM212 118V117H211ZM229 118V117H228ZM250 118V117H249ZM248 118V119H249ZM263 118V117H262ZM80 119V118H79ZM96 119H98V118H96ZM101 119V118H100ZM126 119H129V118H127L126 117ZM135 119V118H134ZM188 119V118H187ZM189 119H191V118H189ZM196 119V118H195ZM198 119V118H197ZM205 119V118H204ZM203 119V120H204ZM230 119V118H229ZM235 119H239V117H237V118H235ZM242 119V118H241ZM260 119H261V117H260ZM14 120H16V119H14ZM131 120V119H130ZM129 120V121H130ZM137 120V119H136ZM200 120V119H199ZM199 120L198 121H196L197 123L199 122ZM206 120V119H205ZM213 120V119H212ZM219 120V119H218ZM244 120H246V121H249V120H247L246 118L244 119ZM253 120H255V119H253ZM141 121V120H140ZM139 121V122H140ZM154 121H152V122H154ZM178 121H180V119L178 120ZM183 121V120H182ZM181 121V122H182ZM186 121V120H185ZM208 121V123H209V120H207ZM238 121V120H237ZM239 121H240V119H239ZM241 121H243V120H241ZM260 121V120H259ZM134 122V121H133ZM142 122V121H141ZM140 122V123H141ZM149 122H150V120H149ZM154 122V123H155ZM192 122V121H191ZM195 122V123H196ZM225 122H226V120H225ZM227 122H229V121H227ZM233 122V121H232ZM245 122V121H244ZM255 122V121H254ZM129 123V122H128ZM135 123V122H134ZM133 123V124H134ZM211 123V122H210ZM222 123V122H221ZM237 123V122H236ZM239 123V122H238ZM256 123V122H255ZM259 123V122H258ZM123 124V123H122ZM144 124V123H143ZM146 124V123H145ZM156 124V125H157ZM192 124H194V122L192 123ZM199 124V123H198ZM224 124V123H223ZM226 124V123H225ZM228 124V123H227ZM227 124H226V126H227ZM233 124V123H232ZM248 124V123H247ZM257 124V123H256ZM7 125V124H6ZM119 125V124H118ZM148 125V124H147ZM179 125V124H178ZM181 126L183 125V124H180ZM189 125H190V123H189ZM196 125V124H195ZM201 125V124H200ZM203 125V124H202ZM238 125V124H237ZM249 125V124H248ZM258 125V124H257ZM126 126V125H125ZM132 126V125H131ZM135 126V125H134ZM142 126V125H141ZM145 126V125H144ZM141 127V129H139V131H133V130H127V128H126V130L128 131L127 133H126V138L124 139V141H122V142H124L125 144H128V145H135V147H139V149H140V151L142 150L149 158H155V159H157V160H165V161H170L171 163H173V165L177 168V169H179V167L180 168H182L183 166L184 167H187V169L191 166V165H189V156H184V157H182V159H180L179 157V155L180 154H182V153H180L181 151L179 150V149H175V148H173L172 147V145H171V143H169L168 141H170L171 140V138H172V136L170 137V135H169V138H170V140H167V137H166V139L161 135V136H159V135H157V134H152V132H150L149 131V129L151 128H149V129H147V128H145V127ZM180 126V127H181ZM207 126V125H206ZM206 126H204L205 128H206ZM231 126V125H230ZM240 126H242V125H240ZM90 125H86V133H88L89 132V130H90ZM114 127V126H113ZM123 127V126H122ZM130 127V126H129ZM138 127V126H137ZM173 127V126H172ZM178 127V126H177ZM186 127V126H185ZM200 127V126H199ZM217 127V126H216ZM262 127H263V125H262ZM1 128V127H0ZM84 128V129H85ZM132 128H134V127H132ZM136 128V127H135ZM135 128H134V130H135ZM157 128H159V127H157ZM179 128V127H178ZM177 128V129H178ZM182 128V127H181ZM221 128V127H220ZM226 128V127H225ZM229 127H227V129H228ZM231 128H233V126H231ZM235 128V127H234ZM233 128V129H234ZM240 128V127H239ZM243 128V127H242ZM80 129V128H79ZM124 129V128H123ZM137 129V128H136ZM174 129V128H173ZM180 129V128H179ZM183 129H184V125H183ZM186 129V128H185ZM195 129V128H194ZM199 129V128H198ZM207 129V128H206ZM205 129V130H206ZM217 129V128H216ZM215 129V130H216ZM81 130H83V129H81ZM118 130V129H117ZM117 130H116V132H117ZM153 130V129H152ZM175 130V129H174ZM235 130V129H234ZM241 130V129H240ZM240 130L238 131V132H240ZM242 130H244V129H242ZM246 130V129H245ZM248 130V129H247ZM260 130V129H259ZM258 130V131H259ZM261 130H263V129H261ZM119 131V130H118ZM155 131V130H154ZM181 131V130H180ZM187 131V130H186ZM202 131V130H201ZM207 131H209V129H207ZM178 132V131H177ZM177 132H175L176 134H177ZM183 132V131H182ZM203 132V131H202ZM214 132V131H213ZM213 132H212V134H213ZM218 132V131H217ZM225 132V131H224ZM234 132V131H233ZM236 132H237V129H236ZM244 132V131H243ZM108 132H106V133H104V134H107ZM124 133V132H123ZM173 133V132H172ZM174 133V134H175ZM181 133V132H180ZM184 133V132H183ZM188 133V135H189V133L190 132H187ZM209 132H207V134H208ZM249 133V132H248ZM256 133H257V131H256ZM112 134V133H111ZM110 133L108 134V135H111ZM118 134V133H117ZM116 134V135H117ZM120 134H121V132H120ZM158 134H160L159 132H158ZM165 134V133H164ZM193 134V133H192ZM191 133H190V136L188 137L187 135H186V133H185V135L188 137V138H184V145H186V147L189 149V150H191L190 152H193V151H195V152H199L200 154L203 152V148H204V146H206V144H207V142H206V144H204V146L202 145V143H200L201 141H202V139H201V141L199 142L198 141V138L197 137H195L196 136V133L194 134L195 136H193ZM201 134V133H200ZM214 134H216V133H214ZM220 134V133H219ZM224 134V133H223ZM231 133H228V135H230ZM234 134H235V132H234ZM249 134H251V133H249ZM253 134H254V132H253ZM259 134V133H258ZM66 135H67V133H66ZM107 135V137L109 138V137H111V136H108ZM115 135V134H114ZM122 135V138H123V134H121ZM167 135V134H166ZM165 135V136H166ZM179 135V134H178ZM211 135V134H210ZM226 135V134H225ZM238 135H240L239 133H238ZM65 136V135H64ZM86 136V135H85ZM106 136V135H105ZM168 136V135H167ZM175 136H177V135H175ZM180 136V135H179ZM183 136V135H182ZM212 136V135H211ZM219 136V135H218ZM224 136V135H223ZM222 136V137H223ZM252 136V135H251ZM250 136V137H251ZM254 137L256 136V134L255 135H253ZM72 137V136H71ZM106 137V138H107ZM112 137H113V134H112ZM178 137V136H177ZM199 137V136H198ZM213 137L215 138L216 137V135L214 136L213 135ZM227 137V136H226ZM233 137H235V135L233 136ZM238 137V136H237ZM237 137H235V138H237ZM248 137V136H247ZM246 137V138H247ZM257 137V136H256ZM263 137V136H262ZM119 138H121V137H119ZM118 137H117V139H119ZM122 138L120 139V140H122ZM183 138V137H182ZM213 138V139H214ZM220 138V137H219ZM225 138V137H224ZM223 138V140H225ZM232 138V137H231ZM239 138V137H238ZM237 138V139H238ZM253 138V137H252ZM86 139V138H85ZM207 139V138H206ZM222 139V138H221ZM220 139V140H221ZM236 139V140H237ZM245 139V138H244ZM251 139V138H250ZM259 139V138H258ZM65 140H68V141H64L63 142V145H62V148H63V150L64 151H72V149H73V144H69L68 142H69V138L67 139H65ZM110 140V139H109ZM112 140V139H111ZM178 140V139H177ZM177 140H175V141H177ZM215 140V139H214ZM220 140H218L217 139V141H220ZM227 140H229V139H227ZM235 140V139H234ZM242 140V139H241ZM247 140V139H246ZM255 140V139H254ZM261 140V139H260ZM86 141V140H85ZM114 141H117V140H115L114 139ZM207 141V140H206ZM209 141V140H208ZM232 141V140H231ZM252 141V140H251ZM261 141H263V140H261ZM78 142V141H77ZM76 142V143H77ZM80 142V141H79ZM79 142L77 143L79 146L78 147H74V148H77L76 150H79L80 152H82V154L81 155H83V154H86L88 157H91V156H93V157H95V155H97L98 153H97V151L94 149V147H92L91 145H89V140H88V142L86 143V144H83V143H81V144H83V145H80L79 144ZM119 143H120V141H118ZM117 142V144H119ZM171 142V141H170ZM178 142V141H177ZM176 142V143H177ZM221 142H222V140H221ZM239 142V141H238ZM248 142H250V141H248ZM254 142V141H253ZM256 142V141H255ZM257 142H259V141H257ZM179 143H180V141H179ZM210 143V142H209ZM213 143H214V141H213ZM212 143V144H213ZM228 143V142H227ZM240 143V142H239ZM263 143V142H262ZM46 144V143H45ZM116 144V143H115ZM121 144V143H120ZM172 144H174V143H172ZM211 144V145H212ZM217 144V143H216ZM246 144H247V142H246ZM76 145V144H75ZM175 145V144H174ZM178 145V144H177ZM180 145V144H179ZM183 145V144H182ZM182 145H181V148H182ZM184 145H183V148H184ZM221 145V144H220ZM225 145V144H224ZM238 145V144H237ZM241 145V144H240ZM244 145V144H243ZM248 146H249V144H247ZM256 145H257V143H256ZM259 145H260V143H259ZM264 145V144H263ZM119 146V145H118ZM127 146V145H126ZM125 146V147H126ZM228 146H229V143H228ZM231 146H234V145H231ZM120 147V146H119ZM118 147V148H119ZM133 147V146H132ZM176 147V146H175ZM208 147V146H207ZM222 147V146H221ZM237 147V146H236ZM252 147V146H251ZM121 148V147H120ZM128 148H129V146H128ZM131 148V147H130ZM134 148V147H133ZM133 148H131L132 150H134ZM180 148V149H181ZM211 148V147H210ZM218 148H219V146H218ZM234 148V147H233ZM233 148H232V150H233ZM240 148V147H239ZM245 148H247V147H245ZM262 148V147H261ZM122 149V148H121ZM124 149V148H123ZM187 149V150H188ZM207 149V148H206ZM205 149V150H206ZM217 149V148H216ZM215 149V150H216ZM225 149H227V148H224L223 150H225ZM235 149V148H234ZM237 149V148H236ZM248 149V148H247ZM259 149V148H258ZM76 150H73V152L74 151H76ZM181 150H183V149H181ZM228 150V149H227ZM241 150H242V148H241ZM250 150V149H249ZM253 150H256V149H254L253 148ZM131 151V150H130ZM129 151V152H130ZM139 151V153H142V152H140ZM216 151H220V150H216ZM222 151V150H221ZM230 151V150H229ZM238 151V150H237ZM240 151V150H239ZM244 151H245V149H244ZM48 152V151H47ZM52 152H54V151H52ZM124 152H126V150L124 151ZM128 152V154L129 155H127V160L129 161V165L130 166H132V167H134V171L133 172H135V173H137L135 176H133L134 174L133 173H129L128 171H130V170H128L127 172V175H125V176H122V177H118V178H103V180L101 181V182H99V184L98 185H96V184H94V185H96V187H95V190H91V195L95 198V200H96V198H97V200L99 199V202H98V204H99V206L101 207V208H103V209H105L104 211H102V212H104V213H106V214H108V216H110L109 215V212H110V214L113 216V218H111V220H110V222H108L107 223V225L105 224L104 226L102 225V224H104V223H100L101 224V226H103L104 228H103V230H102V232H100V233H98V235H96V234H94V235H96V236H92L91 238H87L86 240H85V246L84 247H86L85 249H87V252H83V250H82V252H83V254L84 253H87V255H86V257L85 258H83V259H85V261L83 262H81V264H86L87 262H91L92 264H130V262H133L132 261V259L133 258H135V259H137L136 257H138V256H140L139 254H143V252L145 253L144 255L146 256V254H148L151 258H155V257H159V256H163L164 257V255H165V253L167 254V252H171L172 251V249H173V247H174V244H175V242H174V244L171 246V245H169L168 246V244H165V242H164V239H162L161 238V236L159 237L158 235H159V231H157V230H160V228L162 227V222L160 221V220H158V219H155V220H153V217L152 216H156L158 213H160V211H162V210H160L159 209V206L157 207H154L153 206V204L152 203H150V202H148L147 201V199L148 198H142L141 196H136V194L138 193V191H139V189L141 188V190H142V186H150V187H152V188H154L156 191H157V193H158V191L159 190H166V189H178V191H179V189H181V190H187V188L189 187L188 186V184H185L187 181H191L190 180V178H189V176H188V174H186V173H184V172H182L181 173V175H179V172H180V170H179V172H175L174 171V173H171L170 172V170H169V173H165V172H161L160 170H159V168L160 167H158V166H156V165H153L152 164V168H151V170H149V171H151V172H149V173H144V171L142 172L140 169L139 170H137V169H135V168H138L141 164H139V162L140 161H138V159L136 158V157H138V156H133V155H131V154H133V153H129ZM184 152V151H183ZM186 152V151H185ZM250 152V151H249ZM248 152V153H249ZM255 152V151H254ZM257 152V151H256ZM69 153V152H68ZM97 153V154H96ZM119 153H121V152H119ZM138 153V152H137ZM186 153H188V152H186ZM205 153V152H204ZM204 153H202V154H204ZM209 153V152H208ZM207 153V154H208ZM215 153V152H214ZM220 153V152H219ZM232 153H234L233 151H232ZM235 153H237V152H235ZM242 153V152H241ZM247 153V154H248ZM11 154V153H10ZM49 154V153H48ZM79 154V153H78ZM136 154V153H135ZM191 154V153H190ZM197 154V153H196ZM200 154H199V156H200ZM217 154V153H216ZM216 154H214V158H215V155ZM227 154V153H226ZM238 154V153H237ZM239 154H240V152H239ZM257 154V153H256ZM46 155V154H45ZM85 155V156H86ZM142 155H143V153H142ZM206 155V154H205ZM208 155H212V154H208ZM232 155V154H231ZM233 155H235V154H233ZM241 156L242 155H244V153L243 154H240ZM37 156V155H36ZM87 156L85 157V160H86V158H87ZM122 156V155H121ZM144 156V155H143ZM194 156V155H193ZM197 156V155H196ZM219 156V155H218ZM228 156H229V154H228ZM38 157V156H37ZM45 157V156H44ZM84 157V156H83ZM92 157V158H93ZM124 157V156H123ZM208 157V156H207ZM220 157V156H219ZM219 157H218V160H219ZM222 157V156H221ZM224 157V156H223ZM239 157V156H238ZM253 157H256V156H254L253 155ZM97 158V157H96ZM125 158H126V156H125ZM147 158V157H146ZM184 158V159H183ZM196 158V157H195ZM211 158V157H210ZM225 158V157H224ZM227 158V157H226ZM229 158V157H228ZM234 158V157H233ZM240 158V157H239ZM242 158V157H241ZM245 158V157H244ZM243 158V159H244ZM250 158V157H249ZM257 158V157H256ZM255 158V159H256ZM144 159V158H143ZM198 159H199V157H198ZM217 159V158H216ZM41 160V159H40ZM139 160H142V159H139ZM148 161H149V159H147ZM157 160H155V161H157ZM194 160V159H193ZM193 160H192V162H193ZM196 160V159H195ZM194 160V161H195ZM207 160H208V158H207ZM211 160V159H210ZM228 160V159H227ZM229 160H231V159H229ZM150 161H153V160H150ZM164 161V162H165ZM222 161V160H221ZM233 161V160H232ZM249 161H251V160H249ZM256 161H257V159H256ZM259 161V160H258ZM45 162V161H44ZM159 162V161H158ZM169 162V163H170ZM197 162V161H196ZM213 162V161H212ZM211 162V163H212ZM226 162V161H225ZM228 162V161H227ZM231 162V161H230ZM234 162V161H233ZM239 162V161H238ZM245 162H247V161H245ZM252 162V161H251ZM253 162H254V160H253ZM40 163V162H39ZM144 163H145V159H144ZM148 163H150L151 164V162H148ZM147 163V164H148ZM163 163V162H162ZM199 163V162H198ZM219 163V162H218ZM223 163V162H222ZM244 163V162H243ZM258 163V162H257ZM200 164V163H199ZM204 164V163H203ZM208 164V163H207ZM231 164H232V162H231ZM233 164H235V163H233ZM250 164V163H249ZM159 165H160V163H159ZM193 165V164H192ZM214 165V164H213ZM212 164H210L209 166H211V168H212V166H213ZM221 165H223V164H221ZM220 165V166H221ZM240 165V164H239ZM245 165H247V164H245ZM244 165V166H245ZM256 165V164H255ZM262 165V164H261ZM143 166H145V165H143ZM163 166V165H162ZM166 166V165H165ZM170 166V165H169ZM172 166V165H171ZM195 166H197V165H195ZM200 166V165H199ZM235 166V165H234ZM259 165H257V166H255V169H256V167H258ZM164 167V166H163ZM192 167V166H191ZM194 167V166H193ZM192 167V168H193ZM214 167H216V166H214ZM218 167V166H217ZM225 167V166H224ZM228 167V166H227ZM231 168H232V166H230ZM237 167H239V166H237ZM241 167V166H240ZM90 168V167H89ZM131 168V167H130ZM140 168V167H139ZM144 168V167H143ZM145 168H147V167H145ZM144 168V169H145ZM197 167H195L194 169H196ZM230 168V169H231ZM234 168V167H233ZM132 169V168H131ZM148 169H149V167H148ZM175 169V168H174ZM186 169V168H185ZM187 169L185 170L186 172H187ZM199 169V168H198ZM202 169H204V168H202ZM207 169V168H206ZM205 169V170H206ZM239 169V168H238ZM244 169H245V167H244ZM252 169V168H251ZM254 169V168H253ZM254 169V170H255ZM260 169H263V168H261V166H260ZM62 170H63V172L61 173L60 171H59V173L61 174V177H62V180L60 181V182H62V184H63V186H65L64 187V189H67V190H69L70 189V187H71V182H69V177L68 176H66V172L64 173V170L65 169H63L62 168ZM82 170V169H81ZM133 170V169H132ZM147 170V169H146ZM166 170V169H165ZM191 170V169H190ZM189 169H188V171H190ZM210 170V169H209ZM218 170H220L219 168H218ZM236 170V169H235ZM241 170V169H240ZM242 170H243V168H242ZM246 170V169H245ZM257 170H258V168H257ZM126 171V170H125ZM182 171V170H181ZM183 171H184V169H183ZM199 171V170H198ZM229 171V170H228ZM233 171V170H232ZM146 172H148V171H146ZM167 172V171H166ZM193 172V171H192ZM197 172V171H196ZM195 172V173H196ZM200 172V171H199ZM198 172V173H199ZM203 172V171H202ZM206 171H204V173H205ZM208 172V171H207ZM206 172V173H207ZM210 172V171H209ZM217 172H219V171H217ZM216 172V173H217ZM225 172H227V171H225ZM240 172V171H239ZM238 172V173H239ZM249 172V171H248ZM251 172V171H250ZM257 172V171H256ZM68 173V172H67ZM124 173V172H123ZM189 173V172H188ZM198 173H197V176H198ZM233 173H234V171H233ZM238 173H236V174H238ZM241 173V172H240ZM261 173V172H260ZM133 174V175H132ZM192 174V173H191ZM190 174V175H191ZM193 174H194V172H193ZM202 174V173H201ZM209 174V173H208ZM215 174V173H214ZM213 174V175H214ZM232 174V173H231ZM243 174V173H242ZM253 174V173H252ZM251 174V175H252ZM256 175H258L257 173H255ZM254 174V175H255ZM69 175V174H68ZM196 175V174H195ZM205 175V174H204ZM209 175H211V174H209ZM217 175V174H216ZM215 175V176H216ZM224 175V174H223ZM227 175V174H226ZM225 175V176H226ZM245 175V174H244ZM219 176V175H218ZM205 177H206V175H205ZM207 177H209L208 175H207ZM212 177V176H211ZM220 177H222V176H220ZM255 177V176H254ZM257 177V176H256ZM255 177V178H256ZM193 178V177H192ZM226 178V177H225ZM228 178H229V176H228ZM238 178H240V177H238ZM238 178H237V180H238ZM242 178V177H241ZM260 178V177H259ZM262 178V177H261ZM61 179V178H60ZM195 179V178H194ZM193 179V180H194ZM200 179H202V177L201 178H199V180ZM204 179V178H203ZM223 179V178H222ZM198 180V179H197ZM221 180V179H220ZM228 180V179H227ZM258 180V179H257ZM196 181V180H195ZM195 181H194V183H195ZM215 181V180H214ZM233 181V180H232ZM232 181H231V184H232ZM254 181V180H253ZM218 182V181H217ZM239 182H240V180H239ZM238 182V183H239ZM242 183H243V181H241ZM247 182H249L248 180H247ZM255 182V181H254ZM257 182V181H256ZM189 183V182H188ZM207 183V182H206ZM205 183V184H206ZM245 183V182H244ZM251 183V182H250ZM263 183V182H262ZM190 184H192V183H190ZM201 184V183H200ZM211 184V183H210ZM231 184H229V185H231ZM256 184V187L258 186L257 184L258 183H255ZM203 185V184H202ZM216 185V184H215ZM228 185V187H230ZM251 185V184H250ZM263 185H264V183H263ZM90 186H93V185H90ZM169 186V187H168ZM195 187H196V189H197V186L196 185H194ZM205 186V185H204ZM207 186V185H206ZM225 186V185H224ZM233 185H231V187H232ZM62 187V186H61ZM89 187V186H88ZM195 187H194V189H195ZM202 188H205V187H203V186H201ZM200 187V188H201ZM226 187H227V185H226ZM225 187V188H226ZM241 187V186H240ZM248 187V186H247ZM252 187V186H251ZM91 188V187H90ZM146 188V187H145ZM149 188V187H148ZM152 188H149V189H152ZM212 188V187H211ZM213 188H214V186H213ZM222 188V187H221ZM221 188H219V189H221ZM224 188V187H223ZM238 188V187H237ZM253 188V187H252ZM258 188V187H257ZM263 188H264V186H263ZM144 189V188H143ZM217 189V188H216ZM216 189H215V191H216ZM229 188H227V190H228ZM250 189V188H249ZM140 190V191H141ZM144 190H146V189H144ZM153 190V189H152ZM201 190V189H200ZM209 190V189H208ZM223 190V189H222ZM258 189H256V192L255 193H257V192H260V191H257ZM147 191V190H146ZM149 191V190H148ZM147 191V192H148ZM172 191V190H171ZM170 191V192H171ZM190 190H188V193L190 194L191 193V191L189 192ZM207 191V190H206ZM220 191V190H219ZM218 191V192H219ZM231 191V190H230ZM234 191H235V189H234ZM263 191H264V189H263ZM142 192V191H141ZM154 192V191H153ZM167 192V191H166ZM180 192V191H179ZM200 192V191H199ZM203 192H204V190H203ZM210 192V191H209ZM208 192V193H209ZM224 192V191H223ZM236 192V191H235ZM64 193V192H63ZM197 193V192H196ZM201 193V192H200ZM207 193V192H206ZM222 193V192H221ZM226 193V192H225ZM225 193H224V196H225ZM233 193V192H232ZM253 193V192H252ZM65 194V193H64ZM68 194V193H67ZM88 194V193H87ZM143 194V193H142ZM155 194V193H154ZM153 194V195H154ZM166 194V193H165ZM173 194V193H172ZM176 194H177V192H176ZM175 194V195H176ZM203 194V193H202ZM217 194V193H216ZM235 194V193H234ZM244 194H246L245 192H244ZM248 194V193H247ZM140 195V194H139ZM161 195V194H160ZM168 195V194H167ZM213 195V194H212ZM217 195H219V194H217ZM229 195H230V192H229ZM228 195V196H229ZM89 196V195H88ZM146 196V195H145ZM196 196V195H195ZM202 196V195H201ZM214 196H216V195H214ZM219 196H221V194L219 195ZM231 196V195H230ZM237 196H238V194H237ZM241 196H243V195H241ZM240 196V197H241ZM252 196V195H251ZM255 196V195H254ZM63 197V196H62ZM157 197V196H156ZM169 197V196H168ZM173 197V196H172ZM175 197V196H174ZM218 197V196H217ZM235 197V196H234ZM239 197V196H238ZM239 197V198H240ZM264 197V196H263ZM131 198H132V200H133V198H134V200L133 201H131ZM197 198V197H196ZM196 198L193 196H191L190 198L188 197V199H186V194L185 193H183V195L181 194V195H179L178 197H175L174 199L175 200H177V203H182L183 201L184 202H187L189 205H187V203H186V205L187 206H190L191 207V209L193 208V206H195V200H196ZM203 198V197H202ZM210 198H211V195H210ZM213 198V197H212ZM220 198V197H219ZM233 198V197H232ZM231 198V199H232ZM252 198H254V197H252ZM256 198V197H255ZM262 198V197H261ZM90 199H92V198H90ZM128 199H130V200H128ZM157 199H159V198H157ZM160 199H161V197H160ZM201 199V198H200ZM206 199H208V198H206ZM214 199V198H213ZM212 199V200H213ZM222 199V198H221ZM228 199V198H227ZM230 199V198H229ZM234 199V198H233ZM242 199V198H241ZM243 199H244V197H243ZM258 199V198H257ZM97 200H96V202H97ZM101 200V201H100ZM209 200V199H208ZM217 200V199H216ZM219 200V199H218ZM250 200V199H249ZM260 200H262V199H260ZM110 201H113L114 202V204H113V206H111V205H109V203H111ZM130 201V202H129ZM161 201V200H160ZM165 201V200H164ZM207 201V200H206ZM224 201H228V200H224ZM68 202V201H67ZM156 202V201H155ZM215 202V201H214ZM217 202L218 201H216V204H217ZM231 202V201H230ZM235 203H236V201H234ZM233 202V203H234ZM239 202H241V201H239ZM242 202H243V200H242ZM249 202V201H248ZM253 202V201H252ZM261 202V201H260ZM157 203H159V202H157ZM177 203H176V205H177ZM197 203H199L198 201H197ZM220 203H222V202H220ZM250 203V202H249ZM248 203V204H249ZM256 203L258 204V202L256 201ZM70 204V203H69ZM166 204H167V202H166ZM184 203H182V205H183ZM203 205H204V207H203V205H202V207H203V209H202V215L200 214L199 215V219L200 220H206V217H211V215H212V212H211V206H213V205H209L208 204V202L206 203V202H204L203 201V203H202ZM212 204V203H211ZM231 204V203H230ZM229 204V205H230ZM246 204V203H245ZM247 204V205H248ZM169 205V204H168ZM173 205V204H172ZM175 205V204H174ZM175 205V206H176ZM186 205H184V206H186ZM233 205V204H232ZM253 205H255V203L253 204ZM253 205H251V208H253V209H255L254 207H256L257 205H255L254 207H252ZM264 205V204H263ZM130 206L132 207V209H133V207H134V209L132 210H130ZM163 206V205H162ZM171 206V205H170ZM179 206V205H178ZM183 206V207H184ZM199 206V205H198ZM221 206V205H220ZM222 206H224V205H222ZM234 206V205H233ZM237 206H240V205H237ZM245 206V205H244ZM249 206V205H248ZM164 207V206H163ZM169 207V206H168ZM180 207V206H179ZM182 207V206H181ZM189 207V208H190ZM219 207V206H218ZM228 207V206H227ZM226 207V208H227ZM236 207V206H235ZM260 207H261V205H260ZM259 207V208H260ZM139 208V209H138ZM167 208V207H166ZM172 207H170V209H171ZM173 208H175V207H173ZM176 208H178V207H176ZM175 208V209H176ZM197 208V206L196 207H194V209H196ZM214 208V207H213ZM215 208H217V207H215ZM239 208V207H238ZM258 208V207H257ZM169 209V208H168ZM174 209V210H175ZM200 208H198V210H199ZM218 209V208H217ZM216 209V210H217ZM232 209H234V208H232ZM237 209V208H236ZM241 209V208H240ZM246 209V208H245ZM244 209V210H245ZM247 209H249V207L247 208ZM252 209V210H253ZM261 209H262V207H261ZM115 210V211H114ZM166 210V209H165ZM165 210H163V211H165ZM172 210V209H171ZM180 210H181V208H180ZM193 210V209H192ZM197 210V209H196ZM215 210V211H216ZM222 210H224V208L222 209ZM250 210V209H249ZM260 210V209H259ZM263 210V209H262ZM114 211V214H112V212ZM170 210H168V212H169ZM182 211V210H181ZM195 211V210H194ZM201 211V210H200ZM233 211V210H232ZM237 211H239V210H237ZM254 211V210H253ZM261 211V210H260ZM167 212V211H166ZM171 212V211H170ZM176 212V211H175ZM178 212H179V209H178ZM184 212V211H183ZM185 212H186V210H185ZM217 212H219V210L217 211ZM216 212V213H217ZM225 212V211H224ZM227 212V211H226ZM225 212V213H226ZM230 212V211H229ZM229 212H227V213H229ZM255 212H257V211H255ZM164 213V212H163ZM172 213V212H171ZM188 213V212H187ZM191 213V212H190ZM189 213V214H190ZM194 213V212H193ZM197 213V212H196ZM198 213H199V211H198ZM215 213V212H214ZM220 213H222V212H220ZM233 213H235V212H233ZM241 213V212H240ZM249 213V212H248ZM251 213H252V211H251ZM258 213V212H257ZM260 213H262V214H264V212L263 211H261ZM180 214V213H179ZM178 214V215H179ZM185 214V213H184ZM192 214V213H191ZM190 214V215H191ZM195 214V213H194ZM244 215H245V213H243ZM242 214V215H243ZM254 214V213H253ZM160 215V214H159ZM169 214H167V216H168ZM172 215V214H171ZM219 215V214H218ZM222 215V214H221ZM234 215H236V214H232V216H234ZM239 215V214H238ZM238 215H236V216H238ZM241 215V216H242ZM255 215V214H254ZM258 215V214H257ZM160 216H163V214L162 215H160ZM173 216V215H172ZM181 216V215H180ZM189 216V215H188ZM193 216V215H192ZM220 216V215H219ZM230 216V215H229ZM256 216V215H255ZM259 216H260V214H259ZM262 217L264 216V215H261ZM156 217H159V216H156ZM165 217H166V215H165ZM168 217H171V216H168ZM167 217V219H169ZM174 217H176V216H174ZM186 218H187V216H185ZM184 217V218H185ZM215 217H218V216H215ZM214 217V218H215ZM243 217H245V216H243ZM103 218H105V217H103ZM164 218V217H163ZM173 218V217H172ZM179 218V217H178ZM195 218V217H194ZM213 218V217H212ZM231 218V217H230ZM246 218V217H245ZM102 219V218H101ZM110 219V218H109ZM159 219H160V217H159ZM176 219H177V217H176ZM175 219V220H176ZM189 219L190 218H188L187 220V222H189ZM196 219V218H195ZM198 219V220H199ZM218 219V218H217ZM163 221L165 220V219H162ZM194 220V219H193ZM208 220H209V218H208ZM222 220V219H221ZM177 221V220H176ZM214 221V220H213ZM257 221V220H256ZM179 222V221H178ZM181 222V221H180ZM195 222H196V220H195ZM230 222V221H229ZM242 222V221H241ZM260 222H262V221H260ZM106 223V222H105ZM164 223H165V221H164ZM197 223V222H196ZM203 223V222H202ZM234 223V222H233ZM39 222L38 221H36L35 219H31L27 214H25V212L24 211H15V212H11V213H8V214H6V215H2V216H0V264H14L13 263V259H12V256H13V258H20V259H22L24 256H25V253L27 252V250H28V248L30 249V247L32 246L33 247V244L35 243L34 241L36 240V237H39V235H41L40 234V232L37 230V226H39ZM193 224H195V223H193ZM198 224V223H197ZM204 224V223H203ZM209 224H210V221H209ZM226 224V223H225ZM259 224V223H258ZM262 224V223H261ZM138 225H142V226H145L146 228H150V229H152L153 231H154V234H153V236L151 237V238H148V240H146V241H141V240H139V239H137V238H131V236L129 235V236H126V237H121V236H119V238L117 237V238H115V239H112V240H108V242L109 243H106L105 241H104V237L106 236V234L107 233H111V230H112V233H113V230L114 231H116V232H124V231H126L127 229H132L133 227L135 228V226H138ZM169 225V224H168ZM180 225V224H179ZM206 225V224H205ZM170 226V225H169ZM189 226V225H188ZM208 226V225H207ZM231 226V225H230ZM263 226V225H262ZM66 227V226H65ZM145 227H143V228H145ZM191 227H192V224H191ZM201 227H202V225H201ZM200 227V228H201ZM203 227H206V226H204L203 225ZM212 227V226H211ZM177 228V227H176ZM197 228H199V227H197ZM241 228V227H240ZM39 229V228H38ZM63 230H62V234H61V236H60V239L58 240V243H57V250H56V253H55V262H56V264H65V260H64V258H63V255H62V253H63V251H64V249L66 248V239H65V237H64V232H65V228H64V226H63V228H62ZM166 229V228H165ZM182 229H185V228H182ZM187 229V228H186ZM185 229V230H186ZM188 229H190V228H188ZM231 229V228H230ZM249 229H250V227H249ZM91 230V229H90ZM100 230V229H99ZM163 230V229H162ZM194 230H196V229H194ZM199 230V229H198ZM260 231H261V229H259ZM41 231V230H40ZM148 231V230H147ZM152 231V232H153ZM164 231V230H163ZM172 231V230H171ZM193 231V230H192ZM197 231V230H196ZM212 231V230H211ZM217 231V230H216ZM219 231V230H218ZM264 231V230H263ZM127 232H129V231H127ZM131 232V231H130ZM173 232H174V230H173ZM180 232H181V230H180ZM198 232V231H197ZM199 232H200V230H199ZM202 232H203V229H202ZM234 232V231H233ZM262 232V231H261ZM260 232V233H261ZM92 233H94V232H92ZM125 233V232H124ZM158 233V234H157ZM190 233H191V231H190ZM217 233V232H216ZM215 233V234H216ZM251 233V232H250ZM259 233V232H258ZM122 233H120V235H121ZM126 234V233H125ZM130 234V233H129ZM134 234V233H133ZM162 234H163V232H162ZM168 233H166V235H167ZM193 234H194V232H193ZM202 234V233H201ZM200 234V235H201ZM263 234V233H262ZM92 235V234H91ZM132 235V234H131ZM140 235V234H139ZM149 235V234H148ZM152 235V234H151ZM174 235V234H173ZM190 235V234H189ZM188 235V236H189ZM200 235H199V237H200ZM207 235V234H206ZM238 235V234H237ZM261 235V234H260ZM112 236V235H111ZM114 236V235H113ZM182 236V235H181ZM184 236V235H183ZM187 236V237H188ZM202 236V235H201ZM240 236V235H239ZM88 237V236H87ZM199 237H197V238H199ZM110 238V237H109ZM166 238V237H165ZM184 238V237H183ZM190 237H188V241H190L191 239H189ZM194 238H196V237H194ZM194 238L192 239V241L194 240ZM203 238V237H202ZM261 238V237H260ZM140 239H144V238H140ZM172 239V238H171ZM174 239V238H173ZM178 239V238H177ZM183 240V239H182ZM185 240H187V239H184V241ZM168 241V240H167ZM184 241H183V245H184ZM194 241H196V240H194ZM82 242V241H81ZM177 242V241H176ZM180 243H182V241H179ZM187 242V241H186ZM185 242V243H186ZM169 243V242H168ZM199 243H200V241H199ZM83 244V243H82ZM172 244V243H171ZM182 246V244H177V246ZM195 245V244H194ZM178 246V247H179ZM185 246L186 247H188L186 244H185ZM31 247V248H32ZM35 247V246H34ZM178 247H175V248H178ZM182 248V247H181ZM183 248H185V247H183ZM217 248V247H216ZM178 249H180V247L178 248ZM33 250V249H32ZM176 250V252L178 251L177 249H175ZM186 250V249H185ZM184 250V251H185ZM188 251H189V249H187ZM186 250V251H187ZM35 251V250H34ZM180 251H183V250H179V252ZM173 252V251H172ZM171 252V253H172ZM175 252V251H174ZM175 252V253H176ZM176 254H179L178 252L176 253ZM15 255H18V257L16 256V257H14ZM147 255V256H148ZM171 255V254H170ZM145 256L143 257V258H145ZM168 256V255H167ZM173 256H175V254L173 255ZM177 256V255H176ZM83 257H84V255H83ZM163 257H161V259L163 258ZM170 257V256H169ZM244 257V256H243ZM263 257V256H262ZM18 258V259H19ZM147 258V257H146ZM160 258V257H159ZM164 258H168V257H164ZM174 258V257H173ZM242 258V257H241ZM23 259H25V258H23ZM156 259V258H155ZM223 259V258H222ZM17 260V259H16ZM140 260H141V258H140ZM146 260H149V257L146 259ZM154 260V259H153ZM152 260V261H153ZM216 260V259H215ZM250 260V259H249ZM27 261V260H26ZM25 261V262H26ZM143 261V260H142ZM141 261V262H142ZM145 261V260H144ZM152 261H150V262H152ZM242 261V260H241ZM241 261H239L240 262V264H241ZM252 261V260H251ZM15 262H19V261H15ZM86 262V263H85ZM138 261H136L135 262V264H138L137 263ZM140 262V261H139ZM147 262V261H146ZM145 262V263H146ZM149 262V261H148ZM154 262H156V261H154ZM214 262V261H213ZM219 262V261H218ZM233 262V261H232ZM21 263H22V261H21ZM27 263V262H26ZM216 263V262H215ZM247 263V262H246ZM251 263V262H250ZM249 263V264H250ZM25 264V263H24ZM132 264V263H131ZM134 264V263H133ZM148 264V263H147ZM152 264V263H151ZM209 264H214V263H212V262H210ZM235 264H237V263H235ZM239 264V263H238ZM258 264V263H257Z\"/></svg>", "mask_w": 264, "mask_h": 264}, {"label": "water", "instance_id": "3", "mask_svg": "<svg viewBox=\"0 0 264 264\" xmlns=\"http://www.w3.org/2000/svg\"><path fill=\"white\" fill-rule=\"evenodd\" d=\"M26 196H28V197H35V198L37 197V196H35V195H26Z\"/></svg>", "mask_w": 264, "mask_h": 264}]
</instances>
